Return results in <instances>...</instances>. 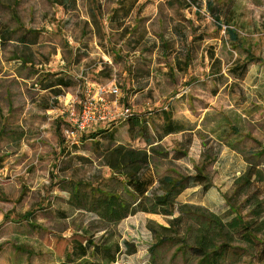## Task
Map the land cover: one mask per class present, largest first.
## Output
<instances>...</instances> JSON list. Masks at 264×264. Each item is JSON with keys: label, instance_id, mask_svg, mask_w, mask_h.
<instances>
[{"label": "rangeland", "instance_id": "374dc122", "mask_svg": "<svg viewBox=\"0 0 264 264\" xmlns=\"http://www.w3.org/2000/svg\"><path fill=\"white\" fill-rule=\"evenodd\" d=\"M0 25L24 27L39 40L31 66L17 70L21 48H0V264L100 262L91 250L76 258L75 236L108 246L102 264H196L175 257L170 244L149 251L148 226H167L169 218L139 213L105 226L67 205L68 181L108 176L101 154L111 143L98 136L72 149L65 106L79 112L87 88L116 86L119 96L107 97L112 115L124 107L142 114L151 139L162 127L155 113L173 111L185 130L154 145L157 173L189 175L206 166L210 191L191 188L178 203L223 212L248 163L264 178V156L257 157L264 148V0H0ZM245 51L256 58L246 72ZM71 53L80 64L70 70L87 88L60 99L36 91L50 73L66 75L60 58L71 65ZM42 100L52 101V110H42ZM114 130L116 142L146 147L129 138L124 122ZM175 152L185 157L173 160Z\"/></svg>", "mask_w": 264, "mask_h": 264}, {"label": "trees", "instance_id": "16d2710c", "mask_svg": "<svg viewBox=\"0 0 264 264\" xmlns=\"http://www.w3.org/2000/svg\"><path fill=\"white\" fill-rule=\"evenodd\" d=\"M217 25L221 27L220 23ZM226 33L237 45L236 31L227 28ZM245 52V62L240 67L244 71L256 61L250 51ZM119 122L127 123L131 138L140 137L147 145H152L146 121L138 115L113 121L110 125L98 124L81 133L72 146L94 142L98 136H104L111 143L101 154L108 176L95 183L82 181L69 199L71 208L95 215L105 226H115L137 213L169 218L167 226L156 229L148 226L154 240L149 251L153 253L158 247L170 244L177 247L174 256L181 255L185 263L194 259L196 264H264V178L256 165L248 163L246 170L236 178L232 193L225 196L227 208L223 212L180 204L177 198L189 188L198 187L204 193L210 190L212 185L205 172L206 166L195 168V173L189 175L172 171L158 174L154 156L160 154L155 147L147 151L116 142L114 129ZM181 130V123L164 112L161 136L157 138L161 140ZM258 152L257 157L264 156V148ZM175 154L173 160L185 157L183 153ZM75 239L71 252L77 259L85 258L93 243L81 237ZM93 250L94 256L110 252V249ZM83 264L92 263L85 261Z\"/></svg>", "mask_w": 264, "mask_h": 264}, {"label": "crops", "instance_id": "0c3cea01", "mask_svg": "<svg viewBox=\"0 0 264 264\" xmlns=\"http://www.w3.org/2000/svg\"><path fill=\"white\" fill-rule=\"evenodd\" d=\"M66 1L67 0H52V3H55V5L58 4V5L62 6V5H65ZM12 43H16L21 48L20 49V54H17L18 56L16 57L15 60H13V62H15L14 63L15 70H17V68H19L21 65H25L27 67H30L31 66L30 64H31V62L33 60V57L35 56L34 47H36L38 45V43H39V40L37 39L35 33H32V31H30L28 29L26 30L24 27H17V29L10 30V29H8L5 26L0 25V48L5 49ZM65 48H67V50H69V52L75 51V53H76V50L78 49V46L77 47H71V43L66 41ZM28 53L30 55H28ZM75 53H71V55L73 56V63H71V65H69L68 62H66L64 59H62V57L60 58L61 61L59 60L60 61L59 65L63 68V70H61V71H62V73L65 72L66 75H64L63 77L57 78L59 76V74L56 75L57 73H50L51 75L46 76L45 77L46 79H42L43 82L40 83V85H39L41 89H38L36 91H39V92H51L54 96H56V98L60 99L66 94L71 96V94H74V92L79 91L80 88H82V89L87 88V86L85 87L84 85H87L88 81H86L85 84L84 83L81 84L82 80H80V77H78L76 75V73L73 72V70L72 71L70 70V69H72L71 68L72 66H74V65L77 66V64L78 65L80 64V62L77 63V59H76V58L79 57V56L77 57L76 54H79V53H76V54ZM52 57H53V55H51L50 58L52 59ZM35 70L36 71H41V70H39L37 68H35ZM88 87H90V86H88ZM42 102H43L42 105H41L42 110H47V111L52 110L51 109L52 106L50 105V104H52V101H47L46 102V101L42 100ZM65 102L67 103V102H69V100L66 99ZM54 104L57 106L58 102L55 101ZM72 104L73 103H69L70 106H72ZM69 105L65 106L66 107V111L68 110L67 112H69V109H68ZM12 106H14L13 108H15V106H17V105H12ZM167 106H169V104H167ZM165 109L166 108L164 107L163 109L157 111V113H155V115H154L155 119H159V121L161 123V126L163 125V113L164 112H168L170 117H171V119L173 121H177V122L181 123V125H183V123L180 120H175L174 119V112L173 111H167ZM134 115L140 116L142 118V120L145 119L146 124L148 126L149 139L151 140L152 145L151 146L147 145V143L140 137H137L135 139L131 138L129 136V134H128V125H127L126 122H124V127L126 129V132H127V135L129 136V138L132 141H137L139 139L141 141V143L146 146L144 149L142 147H138V146L137 147L132 146L133 148H137V149H142V150H147L148 151L150 147H155L154 146L155 144H159L160 141L164 137H166V136H164L161 140H158V138L151 139V137H150L151 133L150 132H151L152 127L149 124V122L147 121V119L142 114H134ZM66 116L68 117V113H66ZM151 121L153 122L154 120H151ZM161 129H162V127H161ZM184 130L185 129L182 126V130L180 132H178V133H182ZM178 133H175V134H178ZM171 135H173V134H171ZM160 136H161V131H160ZM168 136H170V135H168ZM118 144H120V143H118ZM70 147L72 149H76L77 148V146L75 147V146H72V145ZM154 158H155V156H154ZM155 169L157 170L156 165H155ZM82 181H83L82 179L79 180V181H76V180L75 181H72V180L68 181V183H67V185H68V189H67L68 197L66 198V203H67V205L69 207H70V205L68 204L69 199L76 193L78 185L80 183H82ZM194 188H198V187H194ZM211 188H212V186H211ZM189 189H191V188H189ZM189 189H187V190H189ZM187 190H185V191H187ZM209 191H207V192H209ZM184 192L177 198V202H178V199L184 194ZM71 209H73V208H71ZM75 211L83 212V211H80V210H75ZM137 214H139V213H137ZM141 214H145V213H141ZM130 217H133V216H129L126 219H128ZM126 219L122 220L121 222L125 221ZM121 222H119L118 224H120ZM75 237H78V236H75ZM75 237H74V239H75ZM81 238H83V237H81ZM101 244L102 243H100V245ZM100 245L99 244H93V247L90 250L94 251L93 250L94 248H96L98 250H108V246L104 245V247H100ZM94 257H96L100 262L92 263V264H102L101 260L104 257L103 254L99 253V254H97V256H94ZM65 258H67V256ZM85 258H82L80 260H83Z\"/></svg>", "mask_w": 264, "mask_h": 264}, {"label": "built area", "instance_id": "2783aa9c", "mask_svg": "<svg viewBox=\"0 0 264 264\" xmlns=\"http://www.w3.org/2000/svg\"><path fill=\"white\" fill-rule=\"evenodd\" d=\"M94 93L91 95V92ZM86 99L79 112H76L73 108L69 110L68 119L69 127L66 129L65 134L67 138L73 139L76 144V139L81 133L87 132L91 127L104 124L107 125L117 120H125L130 116L129 108H121L120 113L117 116L112 115L110 110V102L107 97L117 98L119 96V90L116 86L110 87H98L87 88Z\"/></svg>", "mask_w": 264, "mask_h": 264}]
</instances>
